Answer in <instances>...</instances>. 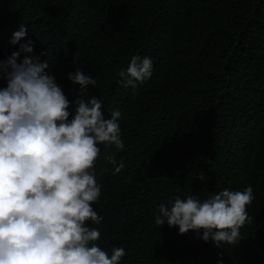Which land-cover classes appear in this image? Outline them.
<instances>
[{"label": "trees", "instance_id": "trees-1", "mask_svg": "<svg viewBox=\"0 0 264 264\" xmlns=\"http://www.w3.org/2000/svg\"><path fill=\"white\" fill-rule=\"evenodd\" d=\"M21 26L33 53L20 59L49 63L70 113L77 68L96 80L83 98L106 119L121 113L124 147L99 144L94 168L103 219L86 226L99 247H122L120 264H264V0H0V60L18 50ZM133 56L153 64L136 88L118 76ZM248 187L251 219L234 245L155 224L176 198Z\"/></svg>", "mask_w": 264, "mask_h": 264}, {"label": "clouds", "instance_id": "clouds-1", "mask_svg": "<svg viewBox=\"0 0 264 264\" xmlns=\"http://www.w3.org/2000/svg\"><path fill=\"white\" fill-rule=\"evenodd\" d=\"M25 36L21 26L10 40L18 50L0 60V77L7 81L0 88V264H120L125 250L114 247L109 256L95 243L100 232L86 224L103 219L92 207L101 193L94 168L99 144L124 147L121 113L106 119L99 99L83 98L96 80L80 68L67 77L80 86L70 113L49 63L34 55L20 59L33 53L31 40L20 43ZM152 70L151 58L133 56L118 76L124 86L136 88ZM253 200L252 187L225 189L203 201L176 198L170 207L159 206L155 224L166 222L179 234L202 233L199 238L216 247L234 245L251 219L247 206Z\"/></svg>", "mask_w": 264, "mask_h": 264}]
</instances>
